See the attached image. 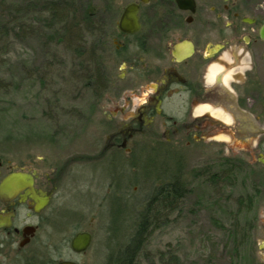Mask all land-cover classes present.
<instances>
[{"label":"flooded vegetation","instance_id":"af4514ba","mask_svg":"<svg viewBox=\"0 0 264 264\" xmlns=\"http://www.w3.org/2000/svg\"><path fill=\"white\" fill-rule=\"evenodd\" d=\"M97 58L101 95L116 111L106 117L101 154H123L125 166L136 164L144 140L217 149L222 169L209 168L207 177L214 184L220 176L225 200L237 204L234 216L256 214L241 230H257L264 208V0H97ZM84 160L71 157L61 168L0 160V189L20 174L0 192V264H79L50 256L52 206L66 170ZM236 191L243 193L233 199ZM71 241L63 243L76 253Z\"/></svg>","mask_w":264,"mask_h":264},{"label":"rangeland","instance_id":"374dc122","mask_svg":"<svg viewBox=\"0 0 264 264\" xmlns=\"http://www.w3.org/2000/svg\"><path fill=\"white\" fill-rule=\"evenodd\" d=\"M53 1L64 0H0V160L17 166L36 159L37 167L61 168L71 157L86 159L66 170L53 201L52 259L118 261L152 193L175 175L186 195L157 215L138 264H264V208L255 220L257 230H241L256 214L234 216L237 204L229 206L221 184L210 183L208 169H222L217 149L207 154L186 144L144 140L145 150L132 157L136 164L125 166L123 154L114 160L101 154L108 141L106 117L116 112L115 104L86 90L78 54L45 27L41 9ZM69 1L97 11V0ZM82 34L87 47L97 43V28ZM242 193L233 192V199ZM80 231L93 240L85 253L76 254L63 241Z\"/></svg>","mask_w":264,"mask_h":264},{"label":"trees","instance_id":"16d2710c","mask_svg":"<svg viewBox=\"0 0 264 264\" xmlns=\"http://www.w3.org/2000/svg\"><path fill=\"white\" fill-rule=\"evenodd\" d=\"M41 11L47 15L44 17L45 27L53 34L58 35L61 43H65L67 47L78 54V60L81 63L79 66L81 81L85 83L86 90L93 92L94 96L98 92L101 95L103 90L99 85L104 83L105 77L100 69V60L97 58V43L87 47L82 34L83 31L92 33L96 30L97 11L91 12V8L83 9L74 6L69 0L50 2ZM77 40L85 42V45L80 46L79 44L77 46ZM97 97L100 96L97 95ZM219 178L220 176H214L212 182L216 185ZM185 195V184L175 175H172L167 183L157 188L152 193L147 208L142 211L136 230L119 256V260L114 262L110 258L108 264H138V254H140L149 233L147 230L149 227H154L157 215L162 213L164 209L168 210L169 207H174L176 201L183 199ZM245 237L248 238V236Z\"/></svg>","mask_w":264,"mask_h":264},{"label":"water","instance_id":"95a60500","mask_svg":"<svg viewBox=\"0 0 264 264\" xmlns=\"http://www.w3.org/2000/svg\"><path fill=\"white\" fill-rule=\"evenodd\" d=\"M19 177L20 174L13 173L9 175L7 178H5L0 189L1 194L6 193L7 187L15 185ZM91 243H92L91 234L87 232H79L75 235V237L71 241V249L76 253H83L88 250V248L91 246ZM55 264H76V263L70 261H62Z\"/></svg>","mask_w":264,"mask_h":264}]
</instances>
